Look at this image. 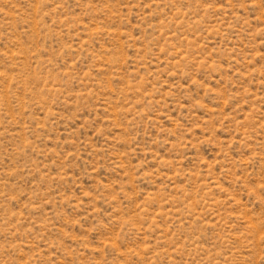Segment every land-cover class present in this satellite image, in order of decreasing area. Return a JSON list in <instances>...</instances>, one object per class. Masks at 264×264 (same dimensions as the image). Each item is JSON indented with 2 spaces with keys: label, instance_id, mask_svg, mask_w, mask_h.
Returning a JSON list of instances; mask_svg holds the SVG:
<instances>
[{
  "label": "rangeland",
  "instance_id": "374dc122",
  "mask_svg": "<svg viewBox=\"0 0 264 264\" xmlns=\"http://www.w3.org/2000/svg\"><path fill=\"white\" fill-rule=\"evenodd\" d=\"M0 264H264V0H0Z\"/></svg>",
  "mask_w": 264,
  "mask_h": 264
}]
</instances>
